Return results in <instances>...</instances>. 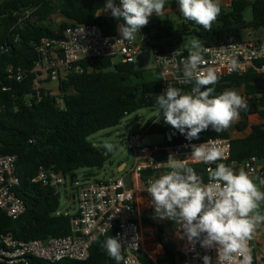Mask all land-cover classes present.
<instances>
[{"label": "trees", "instance_id": "16d2710c", "mask_svg": "<svg viewBox=\"0 0 264 264\" xmlns=\"http://www.w3.org/2000/svg\"><path fill=\"white\" fill-rule=\"evenodd\" d=\"M230 9L223 6L212 24L211 31L186 20L185 32L195 34L203 46H219L243 41L248 29L264 27V0H231ZM106 0H0V155L17 157V174L21 179L17 195L26 205V211L16 220L0 210V235L13 233L22 240L60 237L72 233L71 218L60 212V193L53 187L33 182L40 167L52 169L67 176L78 169L103 168L111 151L96 146L94 134L118 126L128 115L151 106L154 96L161 92V81H147L144 69L129 62H114L112 58H97L92 70L81 63L84 72L73 70L60 83L61 94L51 95L46 89L37 94L34 77L30 73L37 51L33 43L41 38L55 36L57 31L74 24H96L105 33L114 30L113 23L104 19L100 9ZM252 8V20L246 21L244 12ZM59 15V29L52 24V16ZM181 19L183 16L180 14ZM148 27V26H147ZM192 27V28H191ZM263 61L257 62L260 66ZM26 70L25 80L18 82L8 74L10 66ZM244 86L254 97L247 103L245 117L234 124L241 136L232 137L231 162L238 164L252 157L264 159V122L249 124L248 116L258 114L264 119V72L249 69L235 73L225 80L210 85L215 93ZM7 88V89H5ZM62 98L63 106L57 105ZM239 116V117H240ZM150 123L147 122V126ZM136 129V128H135ZM134 129V130H135ZM147 134L164 137L160 147L183 142H202L211 138H230L229 130L217 133L203 131L199 139L191 141L184 134L163 121L151 125ZM165 158V151L155 155ZM195 171L200 168L194 167ZM91 172H88L90 176ZM208 180V174L204 173ZM115 237L114 231L96 241L86 261L62 260L36 264H116L102 247L103 241ZM255 264L254 249L252 248ZM144 264H155L147 255ZM122 264V262H121ZM158 264H178L177 254L166 249Z\"/></svg>", "mask_w": 264, "mask_h": 264}, {"label": "built area", "instance_id": "2783aa9c", "mask_svg": "<svg viewBox=\"0 0 264 264\" xmlns=\"http://www.w3.org/2000/svg\"><path fill=\"white\" fill-rule=\"evenodd\" d=\"M116 3L119 5V0H116ZM104 6L99 14L113 23V31L105 33L102 27L96 24H74L57 31L55 36L43 37L37 43H33L37 51V59L30 73L34 77L39 97L41 89H46L45 83L57 85L58 92L55 94L49 91L51 95L61 94L60 83L67 80L74 69L81 73L84 72L81 63H87L88 70H92L93 62L97 58L108 57L114 61L116 57H120L119 62L137 65L138 55L147 48L152 49L148 64L151 61L154 62L160 73L162 89L157 95L163 94L168 85L185 92L191 91L194 82L185 85L178 79L182 77V64L191 46L156 50L153 38L147 31L149 23L140 30V33L136 34L133 40L119 41L122 37L117 29L118 25L123 24L124 21L113 18L110 10L103 12ZM155 15L153 13L151 17ZM186 22L183 19V23ZM198 51L204 60L201 67L214 71L219 76L218 81L225 80L235 73H245L251 68L264 72V41L257 38H245L243 41L219 46L200 44ZM233 60L238 65L235 70L231 68ZM259 61H263L260 66L257 64ZM26 73V70L20 66L12 65L8 68L9 77L18 82L25 80ZM238 93L246 103L254 97L246 91H238ZM57 105L63 106L62 98H57ZM161 121H163L162 117L156 116L147 121L150 123L148 126L147 123L142 127L138 126L128 135L127 148L134 154L135 161L132 169L122 177L91 180L86 176L82 181H79L75 175L72 177V186L76 189L73 200L77 204V210L74 213H65L71 218L72 233L50 237L46 240H22L13 233L1 234L0 264H36L37 260L49 263L62 260L86 261L90 257L93 244L110 231H114L115 237L121 240L124 256L122 264H144L141 259L143 236L141 226L134 214L138 211L137 204L140 197L146 199L149 208H154L151 197L146 192L149 181L169 171L167 160L170 155L180 160L187 159L189 166L200 168L196 172L204 183H208V180L204 179L207 168L215 167V165L193 162L189 158L192 151L191 146L205 143L207 140L183 142L165 148L160 145L144 144L143 139L148 128ZM211 140L224 149L226 159L219 162L230 165L237 171L244 169L254 181L257 180L259 183L261 179H264V164L259 165L260 160L264 159L252 157L240 164L231 162V137L211 138ZM161 151H165V158L157 159L155 155ZM16 162L15 155H0V210L13 220L21 217L26 211L24 200L17 195L16 189L21 179L17 174ZM126 169L127 166L122 172ZM33 182L53 187L60 193V188L67 184V176L61 172L40 167ZM261 213L264 214V211ZM260 226L264 228V223ZM176 237L179 244V264H203L202 258L205 255L211 257V264H216V249L203 248L198 242L194 246L190 244L178 223H176ZM249 247L252 254V240L249 241ZM252 264H254L253 259Z\"/></svg>", "mask_w": 264, "mask_h": 264}, {"label": "clouds", "instance_id": "9594fccd", "mask_svg": "<svg viewBox=\"0 0 264 264\" xmlns=\"http://www.w3.org/2000/svg\"><path fill=\"white\" fill-rule=\"evenodd\" d=\"M179 13L184 19L211 31L218 18L220 0H176ZM166 0H106L104 11L110 10L113 18L124 21L118 25L122 40L131 41L147 26L155 13L162 16ZM193 41L191 50L182 64L180 82L194 85L190 92L168 85L164 93L156 97L158 117L178 130L191 141L199 139L201 132L208 129L220 133L230 128L239 119L240 112L247 110L245 99L232 89L214 94L210 87L218 82L219 76L204 69L203 57ZM176 54V53H175ZM174 54V55H175ZM238 67L231 62L232 70ZM163 78V77H162ZM105 147L111 151L112 145ZM193 162L208 167V183L202 181L187 159L180 160L170 155L167 160L169 171L150 180L146 192L151 197L155 215L170 219L181 226L183 234L193 246L198 242L203 248H215L216 264H252L249 241L257 227L264 223L260 205L264 202V191L244 169L235 170L223 162L224 149L209 139L205 143L191 146ZM264 185V179L260 180ZM110 258L121 264L122 243L117 237L109 236L102 244ZM203 264H211L205 255Z\"/></svg>", "mask_w": 264, "mask_h": 264}, {"label": "rangeland", "instance_id": "374dc122", "mask_svg": "<svg viewBox=\"0 0 264 264\" xmlns=\"http://www.w3.org/2000/svg\"><path fill=\"white\" fill-rule=\"evenodd\" d=\"M177 8L178 4L176 0H166L163 15H155L149 19L147 31L153 38V45L156 50L160 48L168 49L178 46L190 47L193 41H197L200 44L199 38L195 34L185 32L183 20L181 19L180 14L175 11ZM252 17V8L248 7L244 12V18L246 21H251ZM62 20V17L59 15L52 16V24L55 29H59ZM258 30V35L255 37L264 41V27ZM251 31L257 30L251 29ZM120 60V57H116L114 59L115 62H119ZM144 78L147 81L160 79L159 70L155 66L154 62L151 61L145 67ZM54 91L57 92V88ZM157 96L159 95L154 97L155 101L151 106L128 115L118 126L102 130L91 136L90 140L96 146L105 147L106 144H111L113 146L111 150V157L104 164L103 168L78 169L67 175L66 186H62L60 188V212L74 213L77 210V204L73 200V196L76 193V189L72 186L71 182L73 175H75L79 181H82L86 176H88V172H91L90 176H88L91 180H109L122 177L125 173L132 169L135 159L134 154L127 148L128 135L138 126L142 127L147 123V121L158 116L155 106ZM139 115L142 116L139 117ZM257 121L258 120H255L254 118L250 120L253 124H256ZM234 124L228 128V130H231L233 134L235 132ZM143 141L146 145L159 146L164 142V137L159 134H146ZM121 163H126L127 169L124 172H115V168H117ZM255 182L258 185L259 182L257 180H255Z\"/></svg>", "mask_w": 264, "mask_h": 264}, {"label": "crops", "instance_id": "0c3cea01", "mask_svg": "<svg viewBox=\"0 0 264 264\" xmlns=\"http://www.w3.org/2000/svg\"><path fill=\"white\" fill-rule=\"evenodd\" d=\"M231 4V0H220V6L227 9H230ZM175 11L179 13V8L175 9ZM258 31L259 30L251 31V29H248L245 38H256L255 36L258 35ZM44 86L48 91L55 94L58 92L54 91L57 88V85L54 83H45ZM233 90H236L237 92L245 91L244 86L236 87ZM244 118L245 117L240 116L237 121H241ZM252 118L258 120L256 124L264 122V119L260 115L252 114L248 116L250 125L253 124L250 122ZM229 132L231 138L241 136V133H239L236 129L234 134L231 130H229ZM263 164L264 160H260L259 165ZM118 167H123V163H121ZM118 167L115 168V172L118 170ZM234 169L237 170L236 168ZM258 186H260L261 191H264V186L259 183ZM137 206L138 211L134 214V217L141 226L143 236L142 254L147 255L155 262V264H158V260L166 255V249L168 248L177 254L179 264V244L176 237V223L170 219H160L157 217L155 215L154 208H149L147 206L145 198L140 197ZM259 210L260 212L264 211V202L261 203ZM252 248L254 249L255 264H264V228L261 226L257 227L253 234Z\"/></svg>", "mask_w": 264, "mask_h": 264}, {"label": "water", "instance_id": "95a60500", "mask_svg": "<svg viewBox=\"0 0 264 264\" xmlns=\"http://www.w3.org/2000/svg\"><path fill=\"white\" fill-rule=\"evenodd\" d=\"M151 50H152L151 48H147L146 50H144L138 55V58H137V68L138 69H144L146 67L150 59ZM126 166L127 164L123 163V167H118V170L120 171L117 170L116 172L117 173L122 172Z\"/></svg>", "mask_w": 264, "mask_h": 264}]
</instances>
